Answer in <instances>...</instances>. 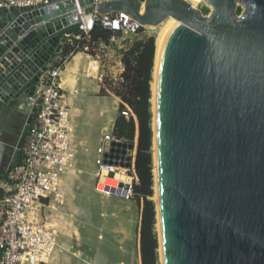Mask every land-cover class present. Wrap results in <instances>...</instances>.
Here are the masks:
<instances>
[{
    "label": "water",
    "instance_id": "95a60500",
    "mask_svg": "<svg viewBox=\"0 0 264 264\" xmlns=\"http://www.w3.org/2000/svg\"><path fill=\"white\" fill-rule=\"evenodd\" d=\"M204 1L208 15L188 0L0 7V150L15 105L80 34V11L90 28L103 27L95 10L149 27L172 16L178 23L161 39L151 99L161 264H264V0ZM109 144L131 168L134 144Z\"/></svg>",
    "mask_w": 264,
    "mask_h": 264
},
{
    "label": "built area",
    "instance_id": "2783aa9c",
    "mask_svg": "<svg viewBox=\"0 0 264 264\" xmlns=\"http://www.w3.org/2000/svg\"><path fill=\"white\" fill-rule=\"evenodd\" d=\"M48 4L49 0H0L1 8ZM79 15L80 34L74 37H90L93 28L82 11ZM92 20H101L103 28L125 35H139L148 27L126 12L102 14L95 10ZM68 38L71 42L73 37ZM62 49L43 68L34 95L26 96L27 121L13 161L0 179V264H45L57 246L56 232L46 225L43 211L52 202L64 205L62 172L73 165L70 108L61 87V73L68 59L61 57ZM121 113L127 118L131 114L129 109ZM112 141L130 142L110 132L103 134L97 160L99 183L117 179V185L105 184L102 191L133 198L131 168L120 164L126 162L122 157L127 154L122 148L112 151Z\"/></svg>",
    "mask_w": 264,
    "mask_h": 264
},
{
    "label": "crops",
    "instance_id": "0c3cea01",
    "mask_svg": "<svg viewBox=\"0 0 264 264\" xmlns=\"http://www.w3.org/2000/svg\"><path fill=\"white\" fill-rule=\"evenodd\" d=\"M101 69L95 56L79 51L67 60L61 73L62 91L70 108L73 165L62 172L64 205L52 202L43 211L44 221L56 232L57 239L45 264L140 263V210L136 199L107 195L99 187L98 149L105 132L114 134L121 111L120 97L101 92ZM27 104L23 96L6 123L9 144L5 146L10 151L7 154L5 146L0 150V179L20 142Z\"/></svg>",
    "mask_w": 264,
    "mask_h": 264
},
{
    "label": "trees",
    "instance_id": "16d2710c",
    "mask_svg": "<svg viewBox=\"0 0 264 264\" xmlns=\"http://www.w3.org/2000/svg\"><path fill=\"white\" fill-rule=\"evenodd\" d=\"M209 8L203 12L206 14ZM238 14L242 12L240 8ZM114 32L106 28L96 27L90 32V37L82 35L81 38L73 37L67 42L60 55L69 59L79 51L96 56L92 49L101 41L109 43ZM86 47H89L88 49ZM156 56L155 37L141 39L128 48L122 58L124 71L119 77L120 87L111 91L106 90V80L102 83L103 94L114 93L120 97V109L130 110L127 118L121 111L117 118L114 134L134 144V156L131 173L134 176V198L136 199L140 219L138 225V251L139 264H159V238L155 231L157 223L156 203L154 196V158H153V110H152V82ZM112 86L111 82L107 83ZM154 170V172H153ZM6 174L4 173V176Z\"/></svg>",
    "mask_w": 264,
    "mask_h": 264
},
{
    "label": "rangeland",
    "instance_id": "374dc122",
    "mask_svg": "<svg viewBox=\"0 0 264 264\" xmlns=\"http://www.w3.org/2000/svg\"><path fill=\"white\" fill-rule=\"evenodd\" d=\"M195 7L200 8L201 10H205V8H209V11L206 13L207 15L210 14L212 11L210 6L208 4H206V2L204 0H201L200 2H198ZM238 8H240L242 10V12L245 9L243 4H239ZM160 32H161V24L159 26H152V27L148 26L139 35L134 36V35L119 34L114 39L111 38L109 43H105V42L101 41L99 44H95L94 48L92 49V52L95 53V55H96L95 57L101 63L102 79H103V81L104 80L107 81L105 84L107 91H111L115 87H120L119 77L122 74V72L124 71V64L121 61L123 58L124 52L128 48H130L132 44H134L135 42H137L138 40H141V39H146L148 37L153 36V37H155V42H157L156 40L159 37L158 35L160 34ZM156 48H157V43H156ZM120 61L122 64L120 63ZM153 72H154V70H153ZM153 79H154V76H153ZM108 82H111L112 86L108 85L107 84ZM152 98H153V92H152ZM19 102L15 105V108L17 107ZM23 129H24V126H23ZM23 129L21 131V134L23 133ZM5 140H6L5 143L9 144L8 137L5 138ZM5 149H6L5 152L8 154V152L10 151L9 147L5 146ZM152 151H154V149H152ZM153 157H154V153H153ZM7 163H8V160L6 161V164ZM155 192H156V190H155V182H154V196L152 198L154 201L156 200L155 199ZM155 231L157 232L158 237H159L158 220L156 223ZM158 251H159V249H158ZM159 264H161L160 251H159Z\"/></svg>",
    "mask_w": 264,
    "mask_h": 264
},
{
    "label": "bare ground",
    "instance_id": "6f19581e",
    "mask_svg": "<svg viewBox=\"0 0 264 264\" xmlns=\"http://www.w3.org/2000/svg\"><path fill=\"white\" fill-rule=\"evenodd\" d=\"M190 3L193 5V6H196V4L198 2H200L201 0H189ZM239 4H242L241 2ZM238 4V5H239ZM144 10V9H143ZM174 23H178V20L175 19L174 17L172 16H169L166 20H164L162 23H161V32L160 34L158 35L159 37L157 38V48H156V56H155V68H154V79H153V82H152V88H153V92H154V101H155V93H156V88H157V71H158V64H159V56H160V42H161V39H166L167 38V33H168V28H169V25L170 24H174ZM154 170H155V177H154V181H155V199L157 198L158 196V165H157V143H156V140H155V144H154ZM119 176V175H118ZM126 179V177H125ZM105 184H110V185H117L118 184V181L117 179H111V178H108V179H104L102 180L100 183H99V187L104 190L105 188ZM158 232H160V228H159V223H158ZM160 255H162V252H161V249H160Z\"/></svg>",
    "mask_w": 264,
    "mask_h": 264
}]
</instances>
